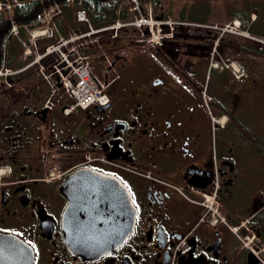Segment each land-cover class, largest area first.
<instances>
[{
    "label": "flooded vegetation",
    "instance_id": "flooded-vegetation-1",
    "mask_svg": "<svg viewBox=\"0 0 264 264\" xmlns=\"http://www.w3.org/2000/svg\"><path fill=\"white\" fill-rule=\"evenodd\" d=\"M201 37L176 26L162 47L111 52L117 76L104 107L65 114L72 100L61 95L46 106L38 90L1 93L0 235L12 242L1 254L27 264H264V46L226 38L213 65ZM78 170L115 175L130 192L133 228L111 249L67 245L64 213L96 200L75 193ZM201 193L224 220L203 218Z\"/></svg>",
    "mask_w": 264,
    "mask_h": 264
},
{
    "label": "rangeland",
    "instance_id": "rangeland-1",
    "mask_svg": "<svg viewBox=\"0 0 264 264\" xmlns=\"http://www.w3.org/2000/svg\"><path fill=\"white\" fill-rule=\"evenodd\" d=\"M148 3V0H147ZM160 8L157 11L153 8V13H157V17H161L160 20L162 22H168V28L161 27V31L168 30L172 31L174 34V28L176 26H182L190 28H195L197 31L201 32L202 37L196 39L199 43H202L203 45H211L210 48V54L209 57L213 60V65L217 63L215 56H219L217 53V49L219 46H227L228 43L233 42H226L227 39H231L232 41L236 42L237 40L241 43H253L256 45L264 46V38L261 37V35L264 37V0H159ZM0 9L2 10H9L12 8V4L5 5L0 2ZM241 9V12L244 13L246 16H249L251 14V17H249V21L252 20V13L255 14L256 18L254 22H251L250 29L246 28H236L233 21H229L230 17L234 14H239L238 12ZM229 15V16H228ZM228 16L227 18H224ZM37 22V21H36ZM250 22H248L249 24ZM221 25H225V30H220L222 27ZM41 27V24L39 25ZM218 27V28H217ZM173 28V30H172ZM24 29V28H23ZM237 29V30H236ZM250 34L258 35L256 42L250 39L245 38L248 34V31ZM34 29L30 30L28 34L26 31H20L19 25H15V27L12 28L11 32L8 31V36H12L11 41H8V45H11L13 48L18 49L17 57L15 58V62L13 64L21 63L17 65L16 67H13V64L8 62V59H5V61L2 63L1 72L2 74H5L6 69H17V68H24V66H28L27 69L16 73L17 75L22 78L23 82L21 85H15V87H12L8 85V82L5 81L7 76L6 75H0V96L1 93L5 92H26L31 91V87L34 82H39L40 84H43L44 86H47V89L51 91V83H47L44 79L43 75L39 72L41 70V66H37V63L35 62L41 54H37L34 52V50L31 49L29 58L30 60L24 58L23 51L25 49V45H22V36H29L31 32H33ZM254 31L255 33H253ZM260 34H258V33ZM25 34V35H24ZM107 34V32L105 33ZM224 37V38H223ZM255 38L254 36H251ZM117 43H125V47H127L128 51H132L133 55L135 56L139 54L141 49H135L138 47L136 44V40L138 42L139 40V34L134 35L131 32L123 31L121 34H119ZM241 40V41H240ZM6 39L4 40L3 45L7 42ZM20 41V43H19ZM26 44V41H24ZM7 44V43H6ZM97 44H99L100 47L96 46L97 50L101 48V50L107 51L112 46L110 45L109 38L102 35L101 38L97 40ZM139 44V42L137 43ZM141 44V43H140ZM8 45L6 50L8 49ZM147 46V45H145ZM92 49V47H91ZM135 49V50H134ZM259 49V48H258ZM89 50V48H88ZM8 51V50H7ZM96 52V51H95ZM101 52V51H100ZM130 52V53H132ZM264 55L263 52H258L257 55L261 54ZM91 61L93 60V53L92 51L89 52ZM10 55V54H9ZM129 56V55H128ZM259 59V58H257ZM93 63V62H92ZM235 68H237V65L235 62H232ZM10 69V71H12ZM37 71H36V70ZM111 77L114 76V68L112 66L109 67ZM114 69V70H112ZM116 71V70H115ZM18 78V77H15ZM17 82V81H16ZM15 82V83H16ZM46 84V85H45ZM62 93V92H59ZM201 98L203 102H205V99H207V96L202 93ZM3 171L0 168V176L3 175ZM250 187L248 184H243V190H247ZM205 194V193H204ZM213 202L214 205L212 206L209 204V202ZM203 204L208 207L205 208V215L203 218H210V216L213 215L212 210H216L217 202L213 197H207L204 198ZM207 213V214H206ZM220 213V212H219ZM233 231H237V228L234 229L231 228ZM243 239V237H242ZM247 241V240H246ZM245 245L247 243L244 242Z\"/></svg>",
    "mask_w": 264,
    "mask_h": 264
},
{
    "label": "water",
    "instance_id": "water-1",
    "mask_svg": "<svg viewBox=\"0 0 264 264\" xmlns=\"http://www.w3.org/2000/svg\"><path fill=\"white\" fill-rule=\"evenodd\" d=\"M72 177L77 183L76 194H87L96 200H92L87 209L65 212L63 226L70 235L67 245L84 254L113 248L133 226L134 209L127 187L116 176H105L100 172L85 175L79 170ZM82 180H88V188L82 187ZM117 212L121 214L119 220L115 217ZM1 243L12 245L7 235H0ZM0 264H27V260L0 253Z\"/></svg>",
    "mask_w": 264,
    "mask_h": 264
},
{
    "label": "trees",
    "instance_id": "trees-1",
    "mask_svg": "<svg viewBox=\"0 0 264 264\" xmlns=\"http://www.w3.org/2000/svg\"><path fill=\"white\" fill-rule=\"evenodd\" d=\"M12 4L10 10H0V67L2 65L3 55V43L8 36L11 23L15 22L20 25V31H25L22 25H27L29 28L33 27L38 20V17L42 14L43 10L48 6V0H7ZM64 11V16L61 20H57L59 30L62 34L67 33L65 25L67 21L69 25L73 27L72 21L74 20L72 13L73 6L76 8H82L88 14V17L94 26H101L109 23L114 17L116 9L118 8L121 0H56ZM153 8L157 11L160 8L159 0L152 1ZM125 15V13H123ZM25 35V34H24ZM11 41V39H10ZM17 50L11 45H8L9 61L12 62ZM10 54V55H9ZM15 62V61H14ZM45 62V60H44ZM21 63L13 64L16 67ZM13 77L12 75H10Z\"/></svg>",
    "mask_w": 264,
    "mask_h": 264
},
{
    "label": "built area",
    "instance_id": "built-area-1",
    "mask_svg": "<svg viewBox=\"0 0 264 264\" xmlns=\"http://www.w3.org/2000/svg\"><path fill=\"white\" fill-rule=\"evenodd\" d=\"M136 2V0H135ZM137 8V6H136ZM48 15V14H47ZM82 15L80 14V18ZM137 26L141 27L143 23H152L151 20L139 17L135 20ZM67 41H61L54 46L50 47L48 51L60 50L62 44ZM59 59L54 63L55 71L59 72L60 76L65 81V84H71L73 81V88L71 92L76 96L78 102L85 106L91 102L98 101L104 103L107 100L106 95L102 92L103 85L98 87L96 84V78L92 76L91 68L87 61L79 60L77 57L73 61H69V56L73 55V48L71 47L67 52H61ZM63 62H66L62 64ZM62 64V66H60ZM67 69L63 74L62 70Z\"/></svg>",
    "mask_w": 264,
    "mask_h": 264
},
{
    "label": "bare ground",
    "instance_id": "bare-ground-1",
    "mask_svg": "<svg viewBox=\"0 0 264 264\" xmlns=\"http://www.w3.org/2000/svg\"><path fill=\"white\" fill-rule=\"evenodd\" d=\"M253 18H256L255 16H252ZM167 24H169L168 22H166ZM2 55H3V60H2V63L5 61V59H7V55H8V51L5 49V46H3V49H2ZM3 65V64H2ZM2 65H1V67H0V70H1V68H2ZM9 75H12L13 77L12 78H14L18 83H22L23 82V80H22V78H20V76L19 75H17V74H13V73H11V74H9ZM15 77H18V78H15Z\"/></svg>",
    "mask_w": 264,
    "mask_h": 264
},
{
    "label": "crops",
    "instance_id": "crops-1",
    "mask_svg": "<svg viewBox=\"0 0 264 264\" xmlns=\"http://www.w3.org/2000/svg\"><path fill=\"white\" fill-rule=\"evenodd\" d=\"M74 26H78V24L75 21H72ZM66 28V27H65Z\"/></svg>",
    "mask_w": 264,
    "mask_h": 264
}]
</instances>
